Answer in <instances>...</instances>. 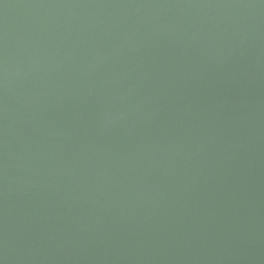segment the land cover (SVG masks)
Segmentation results:
<instances>
[{"label":"water","instance_id":"1","mask_svg":"<svg viewBox=\"0 0 264 264\" xmlns=\"http://www.w3.org/2000/svg\"><path fill=\"white\" fill-rule=\"evenodd\" d=\"M0 264H264V0H0Z\"/></svg>","mask_w":264,"mask_h":264}]
</instances>
